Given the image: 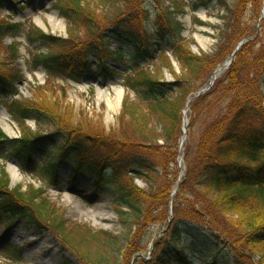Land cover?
<instances>
[{"label":"trees","instance_id":"16d2710c","mask_svg":"<svg viewBox=\"0 0 264 264\" xmlns=\"http://www.w3.org/2000/svg\"><path fill=\"white\" fill-rule=\"evenodd\" d=\"M9 1L0 0V7ZM51 1L67 20L68 39L46 34L34 25L27 27L25 22L0 23V38L23 33L31 46L37 42L50 51L48 56L33 55L35 66H41L52 77L67 76L77 81L95 69L91 62L98 54L97 47H87L79 55L66 49L76 48L80 42L75 34L79 26L87 31L88 37L98 35L94 5L87 0ZM133 1L97 0V4L106 7ZM217 1L227 11L221 18L223 26L214 55L198 56L183 42L184 28L177 18L184 11L178 6H175L177 13L162 10L165 17L162 21L160 17L151 20L149 8L145 9L143 23L146 27L152 24L157 29L156 35L144 29L142 34L145 32L149 37L137 36L123 28V24L100 35L102 47L127 70L123 86L136 98L124 97L120 120L125 133L118 141L119 146L108 141L104 147L109 155L119 157L113 165H109L110 158L99 164L90 156L82 157L83 147L76 144L82 142L81 128L72 127L71 121L65 120L47 100H16V85L23 82V77L0 72L3 106L22 131V136L11 144L13 157L19 158L23 171L34 170L54 182L57 163L51 159L46 165H36L30 154L35 149L46 151L55 137L66 138L61 145L52 144L58 152L48 153H57L59 159L63 151L81 157L73 179L81 174L90 176L93 185L111 198L116 215L131 230L125 253L115 257L118 238L107 231L94 232L79 224L68 227L59 210L44 198V189L29 187L24 191L21 186L10 189L11 179L4 166L0 167V214L7 220L22 218L40 233L48 220L46 223L60 240L61 249H70L86 264H119L123 258H127V264H193L191 258L200 259L205 251L211 252L204 259L205 264H243L242 257L250 263L258 257L256 264H264V19L261 20L264 0ZM210 2L201 0L193 8ZM246 38L253 41L241 47L223 78L195 100L191 108L193 121L188 126L181 154L179 141L188 100L208 85L215 69L223 66ZM111 44L119 47L111 52ZM10 49L16 57L19 55L15 46ZM169 54L183 72L173 82L158 78L165 68L174 73ZM161 57L163 63L156 75L146 69ZM66 60L76 66L64 68L61 61ZM98 68L101 76L113 79L116 76L111 68L101 64ZM28 119L34 120L39 128H56L55 133L33 132L25 125ZM153 121L158 123L156 133L151 129ZM200 124L202 128L196 137L194 129ZM85 137L90 145V141L96 146L102 144L91 135ZM5 140L8 136L0 127V150ZM180 155L185 160L186 173L178 186ZM0 157L9 158L3 153ZM125 175L130 176L128 181L123 180ZM135 179L147 184V188L134 184ZM177 186L178 193L173 196ZM152 226H161V237L153 244L152 259L146 262L140 254L147 252L142 243ZM152 239L148 237L147 244ZM189 242L192 246L188 250ZM7 251L8 258L20 261L21 254L16 248L10 246Z\"/></svg>","mask_w":264,"mask_h":264},{"label":"rangeland","instance_id":"374dc122","mask_svg":"<svg viewBox=\"0 0 264 264\" xmlns=\"http://www.w3.org/2000/svg\"><path fill=\"white\" fill-rule=\"evenodd\" d=\"M87 1L92 6L94 5L92 12L96 15L95 23L99 26L98 35L88 37L87 31H84L79 26L75 34L80 42H78L76 48L71 46L66 51L72 50L75 55L76 53L79 55L87 47H97L96 51L98 50V54L95 55V60L91 62L95 68L93 72H87L77 81L67 76H56L55 78L48 75L47 71H43L41 66H35L32 59L35 54L48 56L50 54L49 49L43 48L37 42L30 46L23 33L17 37L0 38V72L11 76L21 75L23 77L24 83L16 85L18 90V94L15 96L16 100L35 101L39 98L47 100L57 112L62 114L65 120L71 121L72 127L81 128L84 140L81 138L79 141L82 142L76 144L83 147L82 157L90 156L92 160L98 161L99 164L110 158L111 162L109 165H113L119 157L114 154L112 156L109 155L110 153L104 147L109 143L108 141H113L114 145L119 146L118 141L123 139V133H125L122 127L124 124L120 120L124 97L128 95L133 100H136V98L132 92L127 91L123 87L127 70L112 59L107 52L108 50L102 47L100 35L105 30L117 27L119 24H123V28L129 29L137 36L149 37L145 32L143 33L146 36L142 34L144 29H147L148 33L156 35L157 29L152 24L146 27V24L143 23L147 15L145 9L149 8L152 16L151 20L155 17H160V21H162L165 18L164 13H161L162 10L177 13L175 6H178L183 8L184 11L177 18L183 24V42L187 44L192 53L198 56L214 55L219 43L217 37L220 34V28L223 26L221 18L226 14L227 9L217 0H212L208 5H203L197 9H194L193 6L199 4L201 0H134L130 3L120 2L116 5L114 4V6L106 5V7L98 6L97 0ZM13 2L16 5H13L12 0H10L5 2L4 7H0V23L25 22L27 27L34 25L46 34L64 40L69 38L67 20L60 16L59 11L52 6L54 1L13 0ZM263 9L264 1L262 3V11ZM107 18L111 19L107 20ZM53 20V24H50V21ZM11 43H13L12 46L19 50L17 57L10 49ZM110 46L111 52L119 47H116L115 44ZM170 58L175 75L167 68L159 72V68L163 63L162 57L156 58L153 63L151 62L147 65L146 69L150 72L152 71L155 75L158 72V75L162 73V77L160 75L158 77L161 80L173 82L175 78L182 77L183 72L175 59L171 56ZM61 63L64 68L68 66V68L72 69L76 66V64H70L68 60L61 61ZM100 64L115 71L116 76L114 79L100 75L98 68ZM221 78H223V75L216 81ZM203 88L201 87L200 89ZM2 91L3 88L0 86V127L7 136L11 139H16L22 136L21 126L12 120L3 106L5 98L2 96ZM118 91H122L120 102L116 99ZM191 99L194 100L189 105L190 107L185 115L188 120V126L193 121L191 108L199 97L194 95ZM156 121L151 122L153 133H156L155 129L158 125ZM25 125L29 126L33 132L40 131L45 135H48V133L52 134V132L55 133L56 130V128L50 126L39 128L32 119H28ZM201 128L200 124L194 129L196 137L199 135ZM86 134L88 136L91 135L95 140L102 141V144L96 146L95 142L90 141V145L85 140L87 139L85 137ZM63 138L60 136L58 138L55 137L52 139V144L61 145L62 141H64L62 140ZM186 141L184 146H186ZM52 144H47L46 151L33 150L31 155L34 157L36 165H46L51 159H53L52 162L58 164V178L54 182H51V179L46 180L34 170L23 171L19 164V158L12 155L11 143H5L4 148L0 151L5 157L8 156L9 158L4 160L0 157V167L4 166L6 173L11 179L10 189L18 186H21L24 191L29 190V187L44 189V198L48 200L50 206L59 210L68 227L79 224L83 227L91 228L94 232L107 231L113 234L115 238H118V244L114 246L115 257L120 255L121 252L125 253L129 242L128 235L131 230L128 226L125 227L121 223L111 205V198L93 185L94 179L90 176L81 174L76 181H72L71 174L74 168L78 166L77 163L81 161V157L77 158L72 153L69 156L66 153L67 151H63V156L61 158L59 155L61 159L58 161L57 153L54 152H58L59 149H56L55 146L52 147ZM49 150H54V152L49 154ZM183 151L184 149L181 154H183ZM16 169L19 170L17 181L12 177V173L16 172ZM185 169V163H183L182 167L179 166V171L183 172L184 176L186 173ZM129 175H125L123 180L128 181L130 179ZM134 184H137L141 189L147 188V184L140 179H135ZM0 220H2V223L0 222V264H86L70 249H61L63 246H61L60 240L57 239L54 230H50L49 225L46 223L48 220L44 221L43 226L45 229L42 228L43 232L41 231V233L22 218L7 220L6 217L0 214ZM160 229L161 226H152L147 239L142 243V246L147 247V252L140 254V257H144L146 262L152 259L153 244L159 241L161 237L159 234ZM14 234H19L20 236L14 237ZM150 236L153 239L147 244ZM191 244L192 242L187 244L188 250L191 248ZM10 246L16 248L21 254L20 261L8 258L7 249ZM117 247L121 249L119 250ZM210 254V251H205L202 258L199 259L196 258L197 256H193L191 260L193 264H205L204 259ZM119 259L121 258L119 257ZM242 261L243 264H256L259 259L256 257L250 263L247 258L242 257ZM119 264H127V258L121 259Z\"/></svg>","mask_w":264,"mask_h":264},{"label":"water","instance_id":"95a60500","mask_svg":"<svg viewBox=\"0 0 264 264\" xmlns=\"http://www.w3.org/2000/svg\"><path fill=\"white\" fill-rule=\"evenodd\" d=\"M261 18H264V11H263V13H262V17ZM249 41H251L250 39H246V40H243V41H241L240 43H239V45L235 48V52L233 53V55L230 57V59H229V61L227 62V63H225V65L223 66V67H221V68H218L217 70H215V74H214V76L215 75H217V74H219V72H221V71H223V70H226L233 62V59H234V57L236 56V54H238L239 53V50H240V48L242 47V46H244V45H246V43L247 42H249ZM214 85V79H211V81L209 82V85H208V87H206L204 90H202V91H200L199 93H198V95L199 96H201V94H204L206 91H208V90H210L211 89V87ZM191 103V101H189L188 102V104L187 105H189ZM187 122H186V125H185V131H184V136L181 138V142H180V146L181 145H183V143H184V137L186 136V134H187V131H188V129L186 128L187 127ZM180 160L182 161V159L180 158ZM175 193L174 194H176L177 193V189L174 191Z\"/></svg>","mask_w":264,"mask_h":264},{"label":"bare ground","instance_id":"6f19581e","mask_svg":"<svg viewBox=\"0 0 264 264\" xmlns=\"http://www.w3.org/2000/svg\"><path fill=\"white\" fill-rule=\"evenodd\" d=\"M54 15V14H53ZM53 22H54V20L53 21H50V24H53ZM57 25V24H56ZM121 93H122V91H118L117 92V96H116V99L120 102V97H121ZM3 115H5V114H3ZM187 119V118H186ZM19 173V170L18 169H16V172H13L12 173V177L14 178V180L15 181H17L18 180V178H17V174ZM18 236H20L19 234H14V237H18Z\"/></svg>","mask_w":264,"mask_h":264}]
</instances>
